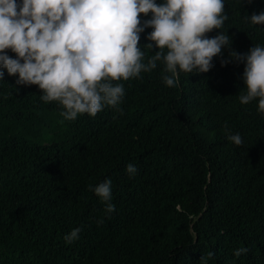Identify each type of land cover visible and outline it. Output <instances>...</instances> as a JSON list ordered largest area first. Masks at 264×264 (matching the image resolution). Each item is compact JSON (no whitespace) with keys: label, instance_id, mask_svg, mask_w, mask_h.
<instances>
[{"label":"trees","instance_id":"obj_1","mask_svg":"<svg viewBox=\"0 0 264 264\" xmlns=\"http://www.w3.org/2000/svg\"><path fill=\"white\" fill-rule=\"evenodd\" d=\"M224 4L221 29L205 35L223 32L230 48L208 72L177 69L168 86L158 61L139 77L113 81L123 98L94 117L65 120L59 102L42 101L38 85H17L5 70L0 264H205L203 257L264 264V113L259 98L239 102L244 65H221L231 51L264 46V25L246 18L264 11V0ZM151 16L139 14L141 23ZM151 31L140 34L142 63L160 50L146 39ZM129 163L137 168L131 177ZM109 178L116 207L106 214L107 202L89 186ZM76 228L79 238L66 243ZM243 247L249 251L235 257Z\"/></svg>","mask_w":264,"mask_h":264},{"label":"clouds","instance_id":"obj_2","mask_svg":"<svg viewBox=\"0 0 264 264\" xmlns=\"http://www.w3.org/2000/svg\"><path fill=\"white\" fill-rule=\"evenodd\" d=\"M224 5V0H163L159 5L157 0H0V81L6 70L17 85H38L41 100L59 102L65 120L85 113L94 117L106 105L117 107L123 98V85L113 81L139 77L142 71L157 68L158 61L164 65L161 75L168 86L174 85L177 69L208 72L213 57L230 48L223 32L205 35L221 29L227 19L222 15ZM149 12L151 18L141 23L139 14ZM246 18L264 25V11ZM147 28L152 31L146 39L160 50L142 63L144 52L138 43ZM230 62L244 65L239 102L246 105L259 98L258 111L264 113V46L255 45L246 53L231 51L221 65ZM227 138L242 144L239 133L229 132ZM125 171L131 177L137 168L129 163ZM89 187L107 202L105 212L111 214L116 207L110 202L111 179ZM79 232L73 229L64 236L65 242L77 240ZM248 251L237 248L234 256ZM202 261L206 264L204 257Z\"/></svg>","mask_w":264,"mask_h":264}]
</instances>
